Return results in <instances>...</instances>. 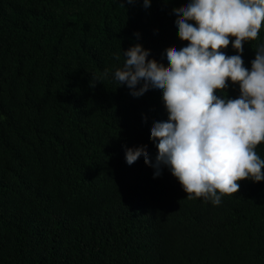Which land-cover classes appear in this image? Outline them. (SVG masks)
<instances>
[{"label": "trees", "instance_id": "obj_1", "mask_svg": "<svg viewBox=\"0 0 264 264\" xmlns=\"http://www.w3.org/2000/svg\"><path fill=\"white\" fill-rule=\"evenodd\" d=\"M186 2L0 0V264H264V181L213 205L143 156L129 165L128 148L155 160L162 93L97 81L136 43L166 66L187 44L172 12ZM260 44L264 27L245 67Z\"/></svg>", "mask_w": 264, "mask_h": 264}, {"label": "clouds", "instance_id": "obj_2", "mask_svg": "<svg viewBox=\"0 0 264 264\" xmlns=\"http://www.w3.org/2000/svg\"><path fill=\"white\" fill-rule=\"evenodd\" d=\"M142 2L148 8L152 0ZM172 12L178 37L187 44L165 50L166 66L136 43L122 50L121 67L106 68L97 81L111 76L134 97L161 91L168 118L150 130V139L158 141L155 160L147 146H139L126 149V162L143 156L154 178L166 167L188 199L219 205L239 191L240 181H264V159L256 150L264 142V44L257 46L250 69L242 59L244 45L264 27V0H187ZM229 46L235 55L226 53ZM229 82L239 86L238 97L227 96Z\"/></svg>", "mask_w": 264, "mask_h": 264}]
</instances>
